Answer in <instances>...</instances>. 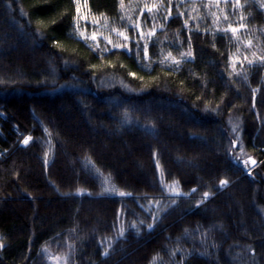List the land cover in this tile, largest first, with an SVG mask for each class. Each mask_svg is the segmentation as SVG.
Instances as JSON below:
<instances>
[{
  "label": "trees",
  "instance_id": "obj_1",
  "mask_svg": "<svg viewBox=\"0 0 264 264\" xmlns=\"http://www.w3.org/2000/svg\"><path fill=\"white\" fill-rule=\"evenodd\" d=\"M80 3L0 0V264H264V0Z\"/></svg>",
  "mask_w": 264,
  "mask_h": 264
},
{
  "label": "rangeland",
  "instance_id": "obj_2",
  "mask_svg": "<svg viewBox=\"0 0 264 264\" xmlns=\"http://www.w3.org/2000/svg\"><path fill=\"white\" fill-rule=\"evenodd\" d=\"M80 1L81 0H77V2L80 4L79 7L81 8ZM228 123L232 135H235L237 121L234 119H230ZM25 138H28V136H24L23 139H21L22 143ZM235 141L237 142L236 136ZM237 145L238 149L233 152V157L238 161L244 163L247 168L246 172L250 173L251 169L255 167L258 163H255L253 166H251L250 162L254 159L244 151L243 147H240L239 143H237ZM249 157H251V160H249ZM245 161H247V163H245ZM70 247V236L67 233H63L42 246L40 251V257L42 258L45 264H70L68 258Z\"/></svg>",
  "mask_w": 264,
  "mask_h": 264
},
{
  "label": "snow or ice",
  "instance_id": "obj_3",
  "mask_svg": "<svg viewBox=\"0 0 264 264\" xmlns=\"http://www.w3.org/2000/svg\"><path fill=\"white\" fill-rule=\"evenodd\" d=\"M236 2H237V4H238V3H239V0H236ZM261 6L264 7V4H262ZM77 11H79V9H77ZM232 30H233V32L236 31L235 28H233ZM120 35L123 36L124 33H120ZM92 38H93V39H96L95 34L93 35ZM125 39H127V37H125ZM110 42H111V41H110ZM145 54L147 55V47H146V49H145ZM189 55H191V53H189ZM261 60H264V57H261ZM23 143L27 144V143H28V138H25V140L23 141ZM233 145H235V142H233ZM249 160H251V157H249ZM251 162H252L253 164H255V161H254V160H251ZM245 163H247V161H245ZM226 183H227L226 180H221V181H220V184H221V185H225ZM204 196H205V197L209 196V193H208V192H205V193H204Z\"/></svg>",
  "mask_w": 264,
  "mask_h": 264
},
{
  "label": "water",
  "instance_id": "obj_4",
  "mask_svg": "<svg viewBox=\"0 0 264 264\" xmlns=\"http://www.w3.org/2000/svg\"><path fill=\"white\" fill-rule=\"evenodd\" d=\"M250 165L253 166L254 164L252 162H250Z\"/></svg>",
  "mask_w": 264,
  "mask_h": 264
}]
</instances>
